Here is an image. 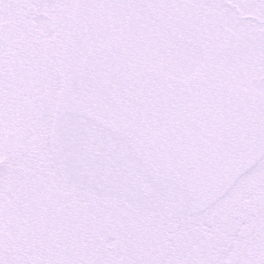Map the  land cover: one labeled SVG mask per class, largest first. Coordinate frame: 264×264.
I'll use <instances>...</instances> for the list:
<instances>
[{"label":"snow or ice","instance_id":"1","mask_svg":"<svg viewBox=\"0 0 264 264\" xmlns=\"http://www.w3.org/2000/svg\"><path fill=\"white\" fill-rule=\"evenodd\" d=\"M0 264H264V0H0Z\"/></svg>","mask_w":264,"mask_h":264}]
</instances>
